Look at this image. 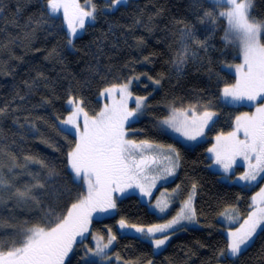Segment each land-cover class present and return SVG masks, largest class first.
Returning a JSON list of instances; mask_svg holds the SVG:
<instances>
[{
  "label": "trees",
  "instance_id": "16d2710c",
  "mask_svg": "<svg viewBox=\"0 0 264 264\" xmlns=\"http://www.w3.org/2000/svg\"><path fill=\"white\" fill-rule=\"evenodd\" d=\"M94 2L96 18L71 48L63 21L48 18L46 0H0L3 9L0 11V42L8 45L0 50V108H7L6 115L0 117V144L15 154L21 166L14 170L17 177L14 183L22 186L30 182L29 172L45 174V169L23 159L32 155L56 168L59 179L72 189V200L77 191H85L79 181L72 179L68 167L67 154L76 139L69 133L67 138L58 135L53 126L61 128L60 119L70 113L67 104L70 94L82 100L85 111L95 116L102 110L100 95L104 88L139 75V80L132 81V92L147 96L149 106L145 116L131 124L133 136L139 141L171 145L180 153L179 173L168 187L179 186L181 197L185 198L192 192V185H197L196 214L201 227L176 231L170 244L155 254L148 241L121 235L117 230L121 218L142 227H151L161 220L138 196L129 195L119 199L114 216L95 220L92 232L106 236V227L113 230L116 242L111 255L115 264L125 261L138 264L149 261L151 264H264V233L261 232L252 247L240 257L218 256L228 243L221 230L222 213L235 208L242 219L246 218L252 210L253 197L252 189L223 182L220 174L210 169L208 156L214 137L231 132L238 113L251 109L230 107L222 101V89L236 82L227 67L241 62L236 42L229 43L225 39L227 20L219 16L227 6L213 7L214 0H201L203 7L198 15L209 10L216 20L200 24L197 13L190 7L191 0H130L114 11L104 10L105 0ZM252 15L264 21V0H255ZM180 20L194 25L197 38L207 40L208 48L207 52L196 49L197 57L178 72L172 60L178 51V30L183 27L176 23ZM26 33L29 39H24ZM139 39L144 41L142 45L137 44ZM145 57L149 58L148 62ZM39 74L43 77L38 79ZM148 76L163 78L157 86ZM29 84L33 87L29 88ZM17 93L24 99L21 100ZM45 100L49 103H44ZM209 100L211 110L218 117L205 142L187 147L160 129L158 122L168 117L173 108L187 109L190 105L207 104ZM32 123L36 124V131L29 129ZM41 135L49 138L56 150L41 143ZM2 159L5 164L10 162L9 156ZM70 204L65 198L59 210L62 212ZM16 215L19 220L39 219L36 212L19 209ZM66 264L87 263L83 262L81 253L76 252Z\"/></svg>",
  "mask_w": 264,
  "mask_h": 264
},
{
  "label": "snow or ice",
  "instance_id": "6c2138e0",
  "mask_svg": "<svg viewBox=\"0 0 264 264\" xmlns=\"http://www.w3.org/2000/svg\"><path fill=\"white\" fill-rule=\"evenodd\" d=\"M127 2L128 0H110L109 7L114 8ZM254 4L255 0H214L213 3V7L227 6V10L219 13V16L226 18L228 23L225 39L229 43L238 41L243 57L242 63L230 65L235 67L236 82L225 86L222 95L233 102H252L256 106V111L252 114L244 112L237 116L234 130L227 135H218L217 143L208 149L213 154L215 164L221 166L225 172L231 169L237 157H241L249 170L239 179L248 182L257 180V177L264 173V42L261 39L264 34V21L253 17ZM46 7L49 19L62 10L63 19L69 30V44L72 43V38L77 36L78 31L85 28L86 20L94 21L96 18L97 9L92 0H86V7H82L78 0H46ZM190 7L197 13L198 23H215L216 17L212 11L204 10L202 15H198V10L203 7L201 0H191ZM2 10L0 8V11ZM176 23L183 25L178 30V51L174 53L172 60L179 72L197 57L196 49L207 52L208 42L197 38L194 25L184 20ZM29 38V34L26 33L24 39ZM143 43L142 39L137 40L138 45ZM6 47L7 44L0 42V50ZM148 60L149 58L145 57V62ZM42 77L43 74H39L37 78ZM162 78L148 76V79L157 86L160 85ZM139 79L140 76L135 75L121 84L104 88L101 95L112 96L113 93H118L119 102L111 107L105 105L95 116H89L82 107V100L69 95L67 104L71 106L70 114L66 119H60L61 125L75 129L77 137L74 147L67 154L68 167L72 179L79 181L80 186H86V191H77L74 200L72 189L59 179L60 173L56 168L32 155H26L23 159L45 169V174L29 172L32 180L17 186L14 183L17 179L14 170L21 166L15 154L8 152L6 146L0 144V264H65L74 246L77 245L78 238L79 242L83 243L87 234H90L94 214L116 210L117 204L113 193L123 195L128 189L137 188L142 196H151V189L155 187L158 179L175 175L176 169L180 166V153L176 148L149 140L137 142L127 138L131 129L130 122L142 115V110L149 106L145 103L147 96L134 97L130 90L132 81ZM27 86L33 87L30 84ZM17 96L21 100L24 99L19 93ZM129 100H134V107L129 108ZM257 101L259 104H256ZM44 103L49 101L45 100ZM211 103L209 100L207 104L190 105L187 110L173 108L172 115L159 123L180 133L186 140L195 141L204 135L203 130L217 115L211 110ZM197 106L201 109L199 113ZM6 113V107L0 108V117ZM188 113L192 115L189 116ZM53 127L58 135L67 138L66 128ZM29 129L36 131V124H30ZM240 133H243V138L240 137ZM40 142L56 150L50 139L43 135ZM3 156H9L10 162L5 164ZM158 165L159 168L155 167ZM196 188L197 185L194 183L192 192L184 200L181 210L165 224H154L145 228L129 224L121 218L119 225L122 229H134L141 235L146 233L145 238L151 239L155 249L160 250L167 244L171 235L183 230V222L196 223V209L193 206ZM257 197L262 206L251 211L235 231L228 232V243L218 252V256L226 259L238 258L252 247L258 230L264 233V188L253 197V201H256ZM65 198H68L71 204L61 212L60 204ZM10 204L12 206H9ZM153 207L159 208L161 212L165 211L159 202ZM17 209L22 212H36L39 219L19 220L16 215ZM230 211L236 213L237 210L233 208ZM222 215L234 222L229 210L226 209ZM178 225L181 226L179 229ZM108 233L107 237L99 233L93 234L96 241L95 249H87L91 256L99 257L101 261L111 258L107 249L116 240V235L112 234L111 229H108ZM157 233L164 235L157 237ZM117 259H120L118 255ZM87 264H96V261L89 260ZM124 264L138 262L125 261ZM148 264H151V261Z\"/></svg>",
  "mask_w": 264,
  "mask_h": 264
},
{
  "label": "rangeland",
  "instance_id": "374dc122",
  "mask_svg": "<svg viewBox=\"0 0 264 264\" xmlns=\"http://www.w3.org/2000/svg\"><path fill=\"white\" fill-rule=\"evenodd\" d=\"M105 1L107 4L105 5L104 10H106V11H114L119 6L127 5L130 2V0H128V2L126 4L122 3V4H120L114 8H110L109 7L110 0H105ZM78 2L81 4L82 7H86V0H78ZM92 3L95 5L94 0H92ZM55 18L61 19L63 21L64 26H65L67 33H68V36H69L68 26H67V23L63 19L62 10L58 15L55 16ZM93 22L94 21L86 20L85 28L88 24L93 23ZM85 28L83 30H79L77 36L72 38V43L70 44L71 48L74 47V42H75L76 38L81 36L85 32ZM261 39H262V42H264V34H262ZM236 46L238 47L239 56L241 59L240 63H242L243 57L241 54V50H240L238 41L236 42ZM240 63H237V64H240ZM234 65H236V64H234ZM227 70L229 73L234 75V77L236 79L235 67H230V65H229L227 67ZM132 86L130 89L131 92H132ZM133 96L135 97L137 95L133 94ZM100 99L102 101V110H103L105 105H108L109 107H111L114 103H118L119 102V94L113 93L112 96L100 95ZM222 101L224 102V104H226L230 107H236V108H240V109H242L243 107L251 108L250 110H243V111L239 112L237 116L242 115L244 112H248L249 114H252V113H255V111H256V106L252 102H249V101L233 102L230 99H225L223 97V95H222ZM145 103L147 104V101ZM256 104H259V101H257ZM128 106H129V108L134 107V100H129ZM68 107L70 109L71 106L68 105ZM146 110H147V108L143 109L142 110L143 114L140 115L138 118H134L133 121L130 122V124H132L133 122L141 120L145 116ZM184 110H187V109H184ZM197 113H199V112H197ZM171 115H172V110L170 111L169 116H171ZM188 115L191 116L192 113H188ZM67 116H66V118H67ZM89 116H91V115H89ZM168 117H166V118H168ZM217 117H218V115L213 117V121L203 130L204 135L198 137L197 140H195V141L186 140L182 135H180V133L173 131L171 128H168L166 126L161 125L159 122H158V124L164 129L163 132L166 135L171 136L172 138L179 141L183 145L192 148V147H195L196 145L206 141V139L208 137V131L210 130L213 123L217 120ZM179 118L182 119L183 117H179ZM80 124H81V128H82L83 127V116L82 115L80 117ZM60 127L66 128L67 132L69 134H71L73 137H75V139H77V137L75 136V129L70 128V126H65V125H61V124H60ZM126 128H128V125H126ZM133 134H134V131L132 129H130L128 131V137L127 138L133 139V140H136L137 142H139V140H137L133 136ZM224 135H227V134H224ZM217 136L214 137V139H213L214 142H213V144H211V146H209V148H212L217 143V141H216ZM240 137L243 138V133H240ZM161 145H163V144H161ZM208 156H209V159L211 160L210 169L212 171L220 174V179L223 182L231 184V185L244 186V187H247L249 189H252L253 190V197H256L257 193H259L260 190L262 188H264V179L261 178V177H264V173H261L260 176L257 177V180L251 181V182L239 179L240 176L244 175V173L249 170L247 163L241 157H237L236 161H235L234 165L231 167V169L228 172H225L221 166L215 164L213 154L210 153L209 151H208ZM164 163H166V162H164ZM155 167L159 168L160 166L158 165ZM179 169H180V166H179V168L176 169L174 176H169L166 179H158L155 183V187H153L151 189V193H152L151 196H142L140 194L139 189H137V188H130L123 195H121L119 193H113V197L116 200V204L119 201V199H121V198H124V197L129 196V195H136L140 198V200L144 204H146L148 206V208L150 209L151 212L155 213L159 218H161V220L158 224L167 223L174 216H176V214L181 210V207L183 205L184 200H186L188 198V196L185 198L181 197V190L178 187H170V186L168 187V185L171 184L176 179V177L179 173ZM84 189L86 191V186H84ZM253 197H252V210L251 211L255 210L256 207L262 206V205H260L259 197H257L256 201H253ZM158 202H159V205L165 209V211L161 212L159 210V208L153 207L154 205H157ZM193 206L196 209V193H195V198L193 200ZM115 212H116V210L109 212V213H103V214L96 213V214H94L93 221H92V224L90 226V234H87V238L84 239L83 243H80L79 238H78V243L76 246H74L73 252L69 254V257L66 259L65 264L76 252L81 253L82 260L85 263H87L89 260H94V261H96V263L98 262L100 264H115L112 262L113 255H111V251L115 245L116 240L113 242L112 246L109 249H107V252H108L109 256L111 257L110 259H106L104 261H101L99 257H93V256H91L90 253L87 252L88 248L95 249L96 241L93 239V234H95V233L92 232V227H93L94 221L112 217L115 215ZM229 214L234 217V222L227 219L225 217V215H223L221 217V223L223 225L221 230L226 235L227 238H228V232L229 231H235L238 227H240L241 224H243V221L245 219H247V217L242 219L238 212H236V213L229 212ZM119 221L117 222V230L121 235H131V236L140 237L143 240H146L150 244H152L151 239L145 238L147 236L146 233L144 235H141L140 233L135 232V230L131 229V228L122 229L119 225ZM180 227H181L180 225L177 226L178 229ZM199 227H201V225H200V222L197 218V214H196V223H194V224L188 223L187 221L183 222V228H199ZM145 228H147V227H145ZM106 229H107V235H108L109 234L108 229H111V228L106 227ZM171 232H172V230L170 229L169 233H171ZM259 232L260 231L258 230V234H259ZM112 234L115 235L113 230H112ZM107 235L105 237H107ZM156 235H157V237H159V236H162L164 234L163 233H157ZM174 236H175V234L171 235V238L168 240L167 244L160 250H156L154 245L152 244L155 254L161 253L170 244V242L172 241ZM255 238H254V240H255ZM85 257H86V259H85Z\"/></svg>",
  "mask_w": 264,
  "mask_h": 264
},
{
  "label": "bare ground",
  "instance_id": "6f19581e",
  "mask_svg": "<svg viewBox=\"0 0 264 264\" xmlns=\"http://www.w3.org/2000/svg\"><path fill=\"white\" fill-rule=\"evenodd\" d=\"M64 24V23H63ZM71 49V48H70ZM104 102V101H103Z\"/></svg>",
  "mask_w": 264,
  "mask_h": 264
}]
</instances>
